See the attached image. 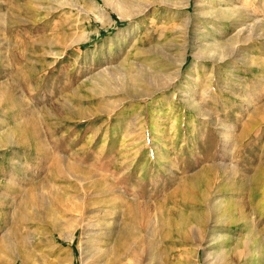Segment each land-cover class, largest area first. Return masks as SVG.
Returning a JSON list of instances; mask_svg holds the SVG:
<instances>
[{"label": "rangeland", "instance_id": "374dc122", "mask_svg": "<svg viewBox=\"0 0 264 264\" xmlns=\"http://www.w3.org/2000/svg\"><path fill=\"white\" fill-rule=\"evenodd\" d=\"M121 7L137 14L123 19ZM227 10L248 14L257 38L247 33L226 58L213 47L242 29ZM258 34L264 0H0V264H23L19 256L26 264H83L94 240L106 264H264ZM122 68L145 81L146 95L118 91L121 76L109 73ZM102 72L113 92L95 89ZM158 79L160 92L151 88ZM87 170L106 181L77 182L75 173ZM156 213L164 223L197 215L207 227L192 243L166 230L154 246L145 233L125 234L118 255L123 228L150 224ZM245 213L257 221L255 244L239 227Z\"/></svg>", "mask_w": 264, "mask_h": 264}, {"label": "bare ground", "instance_id": "6f19581e", "mask_svg": "<svg viewBox=\"0 0 264 264\" xmlns=\"http://www.w3.org/2000/svg\"><path fill=\"white\" fill-rule=\"evenodd\" d=\"M104 1V4H105V6H109V5H111V0H103ZM163 3V2H162ZM149 5V4H148ZM77 9H78V11L79 12H83V11H85L84 9H83V6L81 5V3L78 1L77 3H76V6H75ZM93 8L96 10V12L98 13V14H102V13H104L105 11L103 10V8H102V6L99 4V3H95L94 4V6H93ZM147 9V8H146ZM146 9H144V10H142L140 13H142V12H145L146 11ZM214 11V10H213ZM227 11H229V12H231V15H232V17H234V15H235V13H234V11L235 10H227ZM227 11L226 12H224L223 11V13H227ZM236 11H237V9H236ZM239 12V11H238ZM139 13V14H140ZM222 13V12H221ZM137 13H135V14H130V13H128V11H124V9H122V7L120 8V11H119V15H120V17L121 18H123V19H125V18H128V17H133L134 15H136ZM239 14V13H238ZM241 15H237V16H235L234 17V20L237 22H240V23H242V24H240V25H242L241 27H242V29H238L237 30V32H235L236 34H235V36L234 37H232V39L231 40H229V41H227V42H231L232 43V45H227V42L226 43H217L216 44V46H214L213 48H221V50H222V53H224V57H230V56H232V52L231 51H229V49L231 48V46H233V47H235V44H236V42L238 43H240V41H242V42H245L246 41V38H245V35H251V34H254L255 33V36H256V28H255V26H256V22L255 21H253V22H251V23H249V24H245V19H247L248 17H249V15L248 14H245V13H240ZM234 23V22H233ZM237 24V23H236ZM238 27V26H237ZM239 28V27H238ZM262 28V27H261ZM248 33V34H247ZM256 38H257V36H256ZM260 38H263L264 39V34L263 35H261V34H258V39H260ZM241 39H243V40H241ZM132 46H135V45H132ZM135 48V47H134ZM212 49V48H211ZM234 49V48H233ZM232 49V50H233ZM236 49V48H235ZM135 50V49H134ZM215 50H217V49H215ZM220 50V51H221ZM205 51V50H204ZM210 51V50H209ZM214 51V50H213ZM212 51V52H213ZM217 52V51H216ZM162 53V52H161ZM214 53H215V51H214ZM238 53H239V51H238ZM163 54H165V53H163ZM137 55H138V52L137 51H134V52H131L130 53V58H137ZM212 55V54H211ZM215 55V54H214ZM169 56V55H168ZM185 57V56H184ZM226 58H224V59H226ZM223 60V59H222ZM176 63V62H175ZM135 64V63H134ZM138 66V65H137ZM172 66H174V64H172ZM139 67V66H138ZM123 68H125L124 66H123ZM123 68L121 69V70H118L117 72H110L109 73V76L111 77V76H114V77H120V79H118V80H116L117 81V84L118 85H120V87H121V89L122 90H118V91H123V92H125V93H129V92H132V95H133V92H136L137 91V93L139 92V93H141L142 92V94H141V96H144V95H146V94H143V93H145L146 91H142V84L145 82H143V80L142 79H140V77L138 76V75H134L133 73H132V69L131 68H126L127 69V71H126V73H123ZM126 69H124V70H126ZM138 69V68H137ZM103 72L102 73H100L99 74V76L101 75V79H98V80H94V84H95V89L96 90H98V91H101V92H111V90H112V92H113V89H114V86H112V84H111V82L108 80H106V79H103L102 77H103ZM107 74V73H106ZM105 74V75H106ZM139 74V73H138ZM106 78V77H105ZM113 78V77H112ZM155 80V79H154ZM172 80H174V79H172ZM157 81H160L158 84H152L151 85V88L153 89V91L154 90H158L159 91V88H162L163 87V83H162V80L160 79H158ZM156 81V82H157ZM143 82V83H142ZM117 87V86H116ZM147 87V86H146ZM117 92V91H116ZM160 92V91H159ZM112 94V93H111ZM121 94V93H120ZM128 96H129V98H130V95L128 94ZM203 96H206L208 99L210 98V96H211V94L209 95L208 94V92H206L205 91V93L203 94ZM135 97V96H134ZM147 97V96H146ZM149 97V96H148ZM143 100V99H142ZM190 107H196L197 105H196V103H194V101H193V104L190 102ZM261 109V108H260ZM260 109H258L257 110V114L259 113V114H261L260 113ZM262 112V111H261ZM263 113V112H262ZM261 116V115H260ZM8 134V133H7ZM6 134V135H7ZM13 135V134H12ZM10 136H11V134H10ZM11 138H13V137H11ZM10 138V139H11ZM6 139V138H5ZM10 139H9V141H10ZM62 159V158H61ZM98 162V161H97ZM64 163H65V161H59L58 162V164H60L59 166H63L64 165ZM59 166L57 165V167L59 168ZM67 166V165H66ZM57 168V169H58ZM60 170H62V169H60ZM67 170V169H66ZM63 171V170H62ZM86 173L87 174H83V173H80V174H77V173H75V180L77 181V182H81L82 183V185H83V183L84 184H88V183H91V182H95V180L96 181H106V179L104 178V177H102V175L101 176H99V175H95V174H93L92 173V171H89V170H87L86 171ZM100 177V178H99ZM200 178H201V180H202V182L203 183H205L206 185H209L208 183H207V178L205 177V176H203V175H200L199 176ZM199 177H198V179H199ZM92 180V181H91ZM200 180V179H199ZM80 187V186H79ZM97 194V193H96ZM203 195L205 196V193H203ZM77 197V196H76ZM89 197V196H88ZM203 198V200H206V203L207 204H210L211 203V200H210V197H209V195H207L206 197H202ZM88 200V199H87ZM23 202L19 205L20 206V218L21 219H23V220H26L27 221V217H28V212H30L29 211V208L27 207V205H28V202H29V198H23V200H22ZM62 202V201H61ZM78 202H79V200H78ZM202 203H204L203 201H201ZM138 203V202H137ZM87 204H88V202H87ZM149 204V203H148ZM219 204V203H218ZM138 205V204H137ZM143 205H145L144 203L142 204H140L139 203V205L138 206H143ZM150 206V205H149ZM208 206V205H207ZM145 207V206H144ZM146 207H148L147 205H146ZM209 207V206H208ZM46 208V211L43 213L44 215H45V218H48V217H50V215H51V210L46 206L45 207ZM63 208H66V207H63ZM165 208V207H164ZM210 208V207H209ZM208 208V209H209ZM70 209V208H69ZM74 209V208H73ZM138 209H140V208H138ZM147 209V208H146ZM143 210L142 209V214L139 212L138 214H140V215H144L145 214V216H147V217H149V216H151L150 214H148L147 213V210ZM149 209H151V208H149ZM218 209V208H217ZM57 210V209H56ZM136 210H137V208H136ZM135 210V211H136ZM153 210V209H152ZM76 211V210H75ZM150 212V211H149ZM161 212V211H160ZM162 213V212H161ZM244 213V212H243ZM153 215V214H152ZM156 216H155V218H153V220H152V222L150 221V224H147V223H145L146 225H134V227H129V226H125L124 228H123V230H122V234H121V236L119 237V241H118V255H119V253L121 252V250H126V248H127V244H126V242H125V240H124V238L125 237H123L125 234H130L133 238H138L141 234H143V233H145V235L147 236V240H145V241H148L147 243L146 242H144L145 244H147V245H149V244H152L153 246H154V244H155V242H154V240H155V237L156 236H160L161 235V232H164L165 230L166 231H169V232H173L175 235H177L178 236V241L180 242V243H192L193 242V236L194 235H196L195 234V232L197 231V233H199V232H201L202 234H204V230H205V228L207 227H205L203 224L202 225H199V219H198V217L196 218V216L194 217V216H192V217H184V216H182L180 219H179V221H175V222H171L170 220H169V222L167 221V223L165 222H163L161 219H160V217H159V215L156 213L155 214ZM190 215H192V214H190ZM52 217V216H51ZM146 217V218H147ZM154 217V216H153ZM163 217V216H162ZM57 218V217H56ZM39 219V218H38ZM52 219V218H51ZM201 220V222H203V218H200ZM140 221V220H139ZM207 221V220H206ZM53 222H54V220H53ZM136 222H138V221H136ZM205 222V221H204ZM203 222V223H204ZM59 223V222H58ZM92 223V222H91ZM140 223V222H139ZM80 224V223H79ZM96 224V223H95ZM205 224V223H204ZM210 224V223H209ZM238 224V223H237ZM241 225L239 226V227H242L243 229L242 230H245V232H246V234L248 235V237H247V239L245 240L246 241V243L248 244V243H253V244H255L256 243V238H257V231H256V228H257V221L255 220V219H253V218H251V216L249 217V214H242V220H241V223H240ZM97 225V224H96ZM208 225V224H207ZM211 225V224H210ZM83 226V225H82ZM81 226V227H82ZM85 226V225H84ZM88 226V225H87ZM98 226V225H97ZM106 226H109V225H106ZM62 227V226H61ZM86 227V226H85ZM92 226H89V227H87L88 229H90ZM210 227V226H209ZM72 228V227H71ZM74 228V227H73ZM86 228V229H87ZM94 228V227H93ZM55 229H57V230H59L58 229V226L55 228ZM85 229V230H86ZM92 229V228H91ZM116 229V228H115ZM209 229V228H208ZM217 229V228H216ZM27 230V228L25 227V226H21V228H20V232L21 233H25V231ZM61 230V229H60ZM84 230V231H85ZM95 230H98V229H95ZM212 230H214V229H212ZM76 231H77V228H75L74 229V231H73V233H72V235L70 236V238H69V240H71V241H73L74 239H75V235H76ZM215 231V230H214ZM116 232V231H115ZM216 232V231H215ZM88 233V232H87ZM26 234V233H25ZM108 234V233H107ZM84 235H85V237L87 236H89L90 235V233H89V235L88 234H86V233H84ZM92 235V234H91ZM94 236V235H93ZM86 237V238H87ZM149 237H151L153 240L151 241V240H149ZM197 237V236H196ZM198 237H199V235H198ZM209 237V236H208ZM115 238V237H114ZM144 238V237H143ZM201 238V237H200ZM85 239V238H84ZM158 239V238H157ZM201 240V239H200ZM208 241H209V238L207 239ZM84 241V240H83ZM95 241V243L94 242H92V243H94V244H92L91 245V247H90V250H89V252H90V255H86L87 254V252L85 251V256L83 257V259H82V263L83 264H106V262L107 261H109V255H108V257L106 256L104 259H102V257L101 256H99L100 255V252H101V246L99 247L98 245H96L97 243H98V240H94ZM161 241V240H160ZM206 241V240H205ZM86 242H88V241H85V243ZM154 242V243H153ZM241 242H242V240H241ZM84 243V244H85ZM204 243V242H203ZM243 243V242H242ZM134 244V243H133ZM206 245H207V243H205ZM209 244V243H208ZM83 245V244H82ZM157 246V245H156ZM209 246V245H208ZM249 246V245H248ZM202 247V246H201ZM247 247V246H246ZM151 248V247H150ZM202 248H204V247H202ZM241 248V247H240ZM15 249V248H14ZM14 249L12 248H9V253H11L12 254V252L14 251ZM104 249V248H103ZM147 250H149V249H147ZM247 250V249H246ZM249 250V249H248ZM137 251H139V250H137ZM157 251V250H156ZM241 251H243V250H241ZM130 252H132V250H130ZM151 252V251H150ZM240 251H238V254H240L239 253ZM252 252V251H251ZM106 253H107V250H106ZM157 253V252H156ZM242 253V252H241ZM244 253H246V252H244ZM138 254V253H137ZM211 254H213V252L211 253V251H209V253H205V256H206V261L208 262V260H211V259H209L210 257H211ZM104 255V254H103ZM148 255H150L149 253H148ZM154 256H155V253L153 254ZM166 256V255H165ZM161 257V256H160ZM243 257V256H242ZM100 258V259H99ZM121 258V257H120ZM236 258V257H235ZM253 258V257H252ZM18 259H20L21 261H22V263L23 264H26V261L24 260V258L23 257H21V256H19V258ZM218 259V258H217ZM217 259H216V263H219V261L217 262ZM224 259V258H223ZM228 260V259H227ZM246 260V259H245ZM247 261V260H246ZM16 262V261H15ZM215 262V261H214ZM227 262V261H226ZM238 263H240V262H238ZM237 263V264H238ZM250 263V262H249ZM15 264V263H14ZM178 264H181V263H178ZM208 264H211V263H209L208 262ZM220 264V263H219ZM225 264H234V262H227V263H225ZM256 264V263H255Z\"/></svg>", "mask_w": 264, "mask_h": 264}]
</instances>
